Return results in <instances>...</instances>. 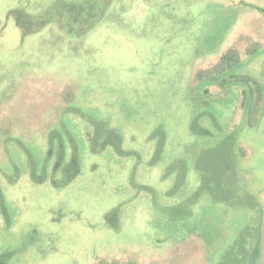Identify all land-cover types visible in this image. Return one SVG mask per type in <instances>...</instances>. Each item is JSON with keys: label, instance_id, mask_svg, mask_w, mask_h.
I'll return each mask as SVG.
<instances>
[{"label": "rangeland", "instance_id": "rangeland-1", "mask_svg": "<svg viewBox=\"0 0 264 264\" xmlns=\"http://www.w3.org/2000/svg\"><path fill=\"white\" fill-rule=\"evenodd\" d=\"M56 1L0 0V264H264V4L64 0L95 24L24 34Z\"/></svg>", "mask_w": 264, "mask_h": 264}, {"label": "trees", "instance_id": "trees-1", "mask_svg": "<svg viewBox=\"0 0 264 264\" xmlns=\"http://www.w3.org/2000/svg\"><path fill=\"white\" fill-rule=\"evenodd\" d=\"M93 6L94 5H92L90 1H88L87 4L82 7L79 4H74L72 2L63 0L56 1L55 4L51 5L50 8L48 7L42 14H32L26 12L25 9L21 8L12 10V14L13 16H16L17 24L22 28L23 33L29 34L36 30H39L40 26L46 25L51 21L62 23L61 20H66L69 22L70 25L72 21H77L80 16L82 17L84 15L92 16L94 18V23L91 24V26H93L95 24V21H97L98 19L94 14L95 8ZM39 19L44 20L39 23ZM91 26H89V28ZM194 129L200 132L203 131V128L199 130L195 125ZM204 134H206V131ZM115 140L116 139H113V141Z\"/></svg>", "mask_w": 264, "mask_h": 264}, {"label": "flooded vegetation", "instance_id": "flooded-vegetation-1", "mask_svg": "<svg viewBox=\"0 0 264 264\" xmlns=\"http://www.w3.org/2000/svg\"><path fill=\"white\" fill-rule=\"evenodd\" d=\"M255 1H257L258 3L260 2V3L264 4V0H255ZM263 7H261V6L256 7L255 6V8H257L264 15V8ZM259 250H261L260 242H256L255 247L252 250L251 255H250L252 264H256V262H254V260H255V257H257V255L259 256V252H260ZM260 257H261V255H260Z\"/></svg>", "mask_w": 264, "mask_h": 264}]
</instances>
